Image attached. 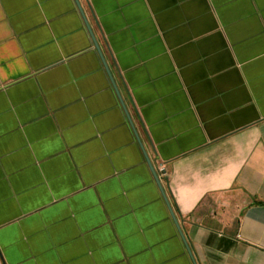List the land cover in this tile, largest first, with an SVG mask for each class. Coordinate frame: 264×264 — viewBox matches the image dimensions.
I'll return each instance as SVG.
<instances>
[{
    "label": "crops",
    "instance_id": "1",
    "mask_svg": "<svg viewBox=\"0 0 264 264\" xmlns=\"http://www.w3.org/2000/svg\"><path fill=\"white\" fill-rule=\"evenodd\" d=\"M0 264H264V0H0Z\"/></svg>",
    "mask_w": 264,
    "mask_h": 264
},
{
    "label": "water",
    "instance_id": "2",
    "mask_svg": "<svg viewBox=\"0 0 264 264\" xmlns=\"http://www.w3.org/2000/svg\"><path fill=\"white\" fill-rule=\"evenodd\" d=\"M148 166H149V169H150V171L152 172V175H153V177L154 178H156L155 177V174H154V172H153V170H152V167L150 166V164L148 163ZM170 216H171V218H172V220L174 221V223H175V220H174V217H173V215H172V213L170 212Z\"/></svg>",
    "mask_w": 264,
    "mask_h": 264
},
{
    "label": "built area",
    "instance_id": "3",
    "mask_svg": "<svg viewBox=\"0 0 264 264\" xmlns=\"http://www.w3.org/2000/svg\"><path fill=\"white\" fill-rule=\"evenodd\" d=\"M158 171L162 172L163 171V168L160 166Z\"/></svg>",
    "mask_w": 264,
    "mask_h": 264
}]
</instances>
